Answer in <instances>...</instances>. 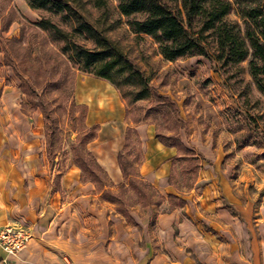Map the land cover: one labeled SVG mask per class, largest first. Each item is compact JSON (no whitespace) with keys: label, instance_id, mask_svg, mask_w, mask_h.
Here are the masks:
<instances>
[{"label":"rangeland","instance_id":"rangeland-1","mask_svg":"<svg viewBox=\"0 0 264 264\" xmlns=\"http://www.w3.org/2000/svg\"><path fill=\"white\" fill-rule=\"evenodd\" d=\"M72 4L143 72L150 96L127 104L108 80L71 65L60 43L35 24L45 16L69 30L58 15L33 9L26 0H0V228L19 225L30 238L46 242L74 239L75 264L87 261L79 254L85 241L106 264H264V94L249 74L247 58L224 66L203 55L166 60L149 35L129 29L116 0ZM224 19L242 25L235 5ZM38 101L53 119L49 139ZM91 124L94 137L85 145L112 181L111 193L121 181L112 170L116 148L130 125L139 140L131 135L125 153L135 169L163 196L180 195L184 204H144L146 198L130 189L117 204L91 182L101 211L84 215L61 207L69 195L61 175L75 165L70 144ZM154 130L175 133L197 152L193 180L195 162H171L175 148L159 143ZM75 172L84 181L80 169ZM52 190L58 203L45 210L30 197L44 195L42 203H49ZM67 246L51 244L59 253Z\"/></svg>","mask_w":264,"mask_h":264},{"label":"trees","instance_id":"trees-1","mask_svg":"<svg viewBox=\"0 0 264 264\" xmlns=\"http://www.w3.org/2000/svg\"><path fill=\"white\" fill-rule=\"evenodd\" d=\"M72 1L26 0L31 8L56 14L69 26L70 29L66 30L45 16H41L35 23L46 31L52 40L60 43L58 50L71 65L108 80L126 99L127 104L148 98L150 90L147 77L101 29L83 18ZM92 2L96 6L105 4V0ZM233 5L242 25L224 19ZM116 7L125 17L129 29L134 33L149 35L156 43L159 54L166 60L203 55L224 66L247 58L249 74L257 89L264 94V0H116ZM172 8H176L177 13ZM71 30L90 40L92 46L79 43L72 36ZM36 106L42 114L44 136L49 139L53 126V119L49 116L50 109L46 108L42 101H38ZM138 120L139 117L133 118V121ZM95 127L91 124L85 127L82 135L75 136L77 142L70 144V150L72 162L80 169L83 180L92 182L101 191L104 199L118 204L120 194L130 189L146 198L144 204H161L165 201L168 208L184 204L185 200L180 195L171 192L166 196L160 194L135 169L133 160L125 153L131 135L135 133L130 125L124 128L123 145L115 155L121 181L116 183L117 193H111L108 187L113 185L112 181L85 145L94 137ZM46 128L50 130V134L46 133ZM136 136H133L134 140L138 141ZM153 136L162 145L175 148L171 162H195L192 166L195 167L194 171L190 169V181L193 180L198 168L197 152L184 145L175 133L154 130ZM166 180L168 184L171 183L169 175ZM151 196H154V199H151ZM117 211L127 218L130 217L121 207H118Z\"/></svg>","mask_w":264,"mask_h":264},{"label":"crops","instance_id":"crops-1","mask_svg":"<svg viewBox=\"0 0 264 264\" xmlns=\"http://www.w3.org/2000/svg\"><path fill=\"white\" fill-rule=\"evenodd\" d=\"M123 141H124V137H123ZM116 144H118V141L116 142ZM120 148L117 147L116 152ZM104 151L109 153L108 151L111 150L110 148H105L103 152ZM103 152H102L103 158L109 156L108 154L104 155ZM99 164L101 165L100 162ZM113 165H116L115 169H112L113 166L111 167L115 176H121V173L116 163V158L113 161ZM77 168L78 167L74 165L61 175L62 186H65L67 193L69 194L67 196V200L65 202H61V207H64L65 205H69L70 207H72L74 211L77 210L80 213H83L84 215H88L89 211L92 212L101 211V208L103 207L102 204L101 203L95 204L94 201L95 193L92 191L93 188L92 183L89 182L88 180L80 181L79 173L75 172ZM55 193L56 191L52 190L51 194L49 193L50 195L49 203L45 202L44 204L42 203L43 202L42 199H44L43 197L44 195H37V196L31 195L30 197L31 198L37 197L38 198L37 206L45 210L47 206H52V202L56 201V200H52ZM56 202L58 203V200ZM60 216L61 214H59V216L57 217ZM41 238L40 237L30 238L33 239V241L26 243L19 251L13 254L6 255L3 251L0 250V264H75L73 262L74 261L73 258H75L74 256L77 254L75 250H79V249L76 248L75 246L76 242H74V239H69V237H64L61 239H52L49 242H46L41 240ZM53 243L61 244V245L67 244L68 245L66 249L67 251L65 249L64 250L68 255H65L64 254L65 252L59 253L58 251H56L57 250L56 248L55 249L52 248L51 244ZM84 244H85L84 248H81V250L83 249V252L79 251V254H81L87 260L83 264H106L107 261L104 259V257H101L100 255L97 254H93L92 251L93 249H91L90 246L88 247L89 241H85Z\"/></svg>","mask_w":264,"mask_h":264},{"label":"built area","instance_id":"built-area-1","mask_svg":"<svg viewBox=\"0 0 264 264\" xmlns=\"http://www.w3.org/2000/svg\"><path fill=\"white\" fill-rule=\"evenodd\" d=\"M30 232L19 225H8L0 228V243L4 253L13 254L21 248L27 239L30 238Z\"/></svg>","mask_w":264,"mask_h":264}]
</instances>
